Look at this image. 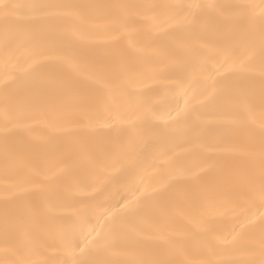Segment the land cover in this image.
<instances>
[{
  "label": "snow or ice",
  "instance_id": "snow-or-ice-1",
  "mask_svg": "<svg viewBox=\"0 0 264 264\" xmlns=\"http://www.w3.org/2000/svg\"><path fill=\"white\" fill-rule=\"evenodd\" d=\"M207 10L216 14L218 22L204 43L192 55L177 53L173 73V86L179 90L173 109L175 122L187 119L197 105L207 107L227 97L240 101L229 122L237 125L242 135L233 139L230 147L219 149L221 158L207 162V167L218 175L212 187L202 188L199 177H191V201H211L225 212L239 201H259L264 206V0L231 4L0 0V50L5 68L0 80V157L5 176L0 190V264H118L110 258L118 240L125 243L131 256L122 264H264V218L258 231L255 222L245 216L220 236L209 214L199 234L201 244L195 258H188L181 242L162 240L146 231L138 218L149 202L166 200L171 177L159 187L145 184L143 189L141 179L131 200L123 204L118 201L119 207H106L98 215L90 205L82 204L75 212L73 227L53 231L55 217L51 209L42 213L41 205L56 192L50 183L56 173L43 179L37 175L25 177L16 163L28 147L19 137V131L27 127L19 121L25 105L40 112L55 106L80 117L75 126L81 135L73 146L93 164L107 160L115 164L134 153L147 152L155 133L144 115L143 101L134 95L132 63L118 47L119 35L137 17L154 20L162 14L179 18L180 26L199 27ZM85 28L108 35L103 39L85 36ZM49 42L71 50L61 59L74 70L82 65L95 66L101 75H111L113 86L105 92L94 87L87 76L51 75L43 64L47 58L32 55ZM98 44L112 45V51L97 55L94 47ZM21 52L27 53L23 65L17 55ZM226 65L230 75L221 73ZM181 99L184 108L180 107ZM101 115L106 118L98 119ZM46 236L52 237L53 243H48ZM38 252L49 258L33 259Z\"/></svg>",
  "mask_w": 264,
  "mask_h": 264
},
{
  "label": "bare ground",
  "instance_id": "bare-ground-1",
  "mask_svg": "<svg viewBox=\"0 0 264 264\" xmlns=\"http://www.w3.org/2000/svg\"><path fill=\"white\" fill-rule=\"evenodd\" d=\"M12 3H132V4H231L249 0H9ZM258 2V0H255ZM177 19L160 15L154 20H142L139 17L129 25L126 32L119 35L118 47L122 49L132 63L134 76V95L143 101L144 115L152 126L155 135L147 152L132 154L117 163L111 160L102 164H93L84 153L74 148L75 141L81 135L75 122L80 117L71 116L55 106L40 112L25 105L21 108L19 121L27 126L19 131V137L27 145L23 157L17 161L22 176L37 175L43 179L53 172L56 175L50 183L56 189L55 194L41 205L42 213L55 217L53 231L59 228H71L76 223L75 212L82 204L91 206V211L99 214L104 208L121 204L132 199V192L143 179L144 184L159 187L161 182L171 177L170 193L161 203L149 202L140 214L138 222L146 231L158 238L174 239L188 250L189 257L195 258L200 248L199 234L202 225L211 220L218 227V235L223 236L232 225L245 216L255 222L258 231L264 218V206L259 201L248 204L239 201L226 212L217 204L201 199L193 204L191 177H199V186L212 187L218 179L217 172L207 167L209 159H219V149L230 147L232 140L242 135L241 129L229 122L235 114L240 101L221 97L214 105H197L187 119L176 120L175 101L179 90L173 86L176 71L177 53L192 55L209 34L218 20L212 10H207L199 27L177 24ZM207 30V31H206ZM85 36H97L103 39L108 34L102 30L84 29ZM112 51V45L98 44L94 47L97 55ZM46 57L43 60L45 70L60 78L87 76L93 86L107 92L112 86L110 74L101 75L95 66H81L74 70L61 57L71 54V50L56 42L46 43L36 55ZM23 65L27 53L17 54ZM4 54L0 50V80L5 76ZM255 78L259 79V64L256 65ZM118 71V69H116ZM224 75H230L226 65L221 69ZM99 78V82H95ZM243 88V82L239 85ZM184 108V100L179 101ZM2 104V96H0ZM171 114V115H170ZM99 116L98 119H105ZM2 123V119H0ZM5 181L3 161L0 157V190ZM115 211V208H113ZM223 214L221 215L220 213ZM103 222V218H102ZM48 243L53 238L46 236ZM3 241L0 236V247ZM49 258L48 254L37 253L33 259L39 261ZM110 258L118 264L131 259L123 241H117ZM239 258V257H237Z\"/></svg>",
  "mask_w": 264,
  "mask_h": 264
}]
</instances>
